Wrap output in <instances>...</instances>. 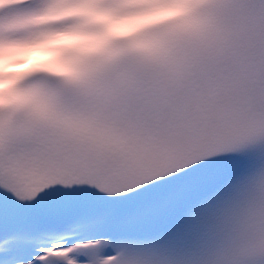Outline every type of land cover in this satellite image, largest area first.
Here are the masks:
<instances>
[{"label":"snow or ice","instance_id":"6c2138e0","mask_svg":"<svg viewBox=\"0 0 264 264\" xmlns=\"http://www.w3.org/2000/svg\"><path fill=\"white\" fill-rule=\"evenodd\" d=\"M0 264H264V0H0Z\"/></svg>","mask_w":264,"mask_h":264}]
</instances>
